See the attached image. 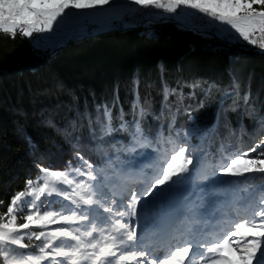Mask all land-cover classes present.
I'll list each match as a JSON object with an SVG mask.
<instances>
[{
  "label": "snow or ice",
  "instance_id": "obj_1",
  "mask_svg": "<svg viewBox=\"0 0 264 264\" xmlns=\"http://www.w3.org/2000/svg\"><path fill=\"white\" fill-rule=\"evenodd\" d=\"M109 3L110 0H0V34L9 35L12 39L17 34L33 38L35 51L40 44L34 34L50 33L54 25L80 20L71 10L103 8ZM124 8L126 15L139 14L149 23L173 19L208 38L215 37L227 43L242 39L264 49V0H127ZM145 8L163 11H142ZM178 9L195 12L181 11L177 14ZM114 18L122 19L121 16ZM83 33V24L73 31V35ZM140 86L139 79L131 81L132 101L127 113L119 103L118 93L111 100L94 103L95 115L87 108L81 111L73 96L76 119L81 123L87 122L93 150L102 153L100 163L94 165L85 160L81 150L77 151V158L82 161L83 167L72 168L71 162L63 170L40 167L41 175L35 181H26L28 191L14 194L6 213L0 217L5 221L0 223V258L3 264H43L45 261L51 264H204L205 260L207 264H264V186L252 189L256 192L259 208L251 218L242 217L227 231L215 228V224L219 223L216 219L218 203L211 198L218 189L207 191L199 186L191 187L192 176L201 166L213 169L209 173L212 184L220 186H228L232 182L219 177L241 178L253 173L264 174V158H260L264 157V151H257L264 147V139L247 151L234 149L223 153L215 165H202L199 147L190 143L192 137L199 139L198 133L201 132L191 106L184 109L190 120L189 128L183 130L184 144L175 142L172 132L167 136L161 131L153 135L145 126L146 117L152 114L151 105L146 98L142 100ZM145 87L150 85L145 84ZM189 87H199V84ZM211 87L208 85L209 89ZM231 87L235 90L238 84L234 81ZM63 88L62 82L54 85L57 91ZM48 91L45 90V93ZM161 91L164 101L169 95L177 94L176 89H170L166 83L162 84ZM242 99L247 106L248 97ZM47 119L51 124V118ZM174 125L173 119L169 129ZM261 129H264V116L256 119L253 131L256 133ZM180 134V130L175 132L177 138ZM72 135L79 142L74 131ZM114 136L119 138L107 145L104 143ZM162 144L171 145V152L161 151L157 145ZM108 148L112 155L106 150ZM146 149H151L156 155L154 162L148 166L152 175L139 181V189L113 192L112 199L105 206L98 192V185L103 184V177L98 175L104 170L102 165L129 179L137 175L132 171V161L142 157ZM252 153H256V157L249 158ZM140 174L143 175L142 169ZM181 189L187 191L177 204L174 197ZM244 192L251 194L247 189ZM44 196L61 197L69 206L61 207L60 211H41L40 202ZM26 198H31V203L25 210L22 201ZM205 198L215 207L209 210ZM244 199L242 196L241 200ZM54 204L55 201H50L45 207ZM96 205L108 214L103 227L98 226L89 215ZM244 206L247 207L246 204ZM21 211L29 214L24 217V223L18 224L16 213ZM232 211L238 214L237 207ZM173 218L180 224L187 223L189 227L186 232L172 237L175 244L170 243L167 252L145 245V233L154 224H166ZM84 224L90 227L82 231ZM34 227L42 230L37 233L31 230ZM138 228L142 229L139 237ZM94 233L97 235L94 236ZM24 239L41 241L42 246L24 244ZM66 240L72 243H64ZM33 247L37 254L23 251ZM16 249L22 251L17 253ZM194 252L200 253L198 259L193 258Z\"/></svg>",
  "mask_w": 264,
  "mask_h": 264
},
{
  "label": "trees",
  "instance_id": "obj_2",
  "mask_svg": "<svg viewBox=\"0 0 264 264\" xmlns=\"http://www.w3.org/2000/svg\"><path fill=\"white\" fill-rule=\"evenodd\" d=\"M80 40L64 47L66 42L61 51L48 57L33 51L26 38L0 34V217L14 194L27 191L26 181L41 175L40 167L63 170L69 162L72 168L83 167L77 158L81 150L85 160L100 163L102 153L93 150L87 122L76 119L73 96L81 111L87 108L95 115L94 103L111 100L118 93L127 113L132 101L131 81L139 79L140 96L151 105L146 128L153 135L172 132L174 141L181 145L186 142L183 130L190 126L184 109L191 106L201 132L200 138L192 137L190 143L199 147L202 165H215L223 153L247 151L264 139V129L253 131L256 119L264 116V53L247 48L207 49L201 36L170 22L162 23L154 36L129 30ZM234 81L238 84L235 90L231 87ZM56 82H62L63 90L54 89ZM164 83L177 91L167 101L161 91ZM194 83L199 87H189ZM244 96L248 97L247 106ZM173 119L175 125L169 129ZM177 130L181 131L178 138ZM157 147L169 152L172 146ZM106 150L112 155L110 148ZM257 151H264V147ZM256 155L252 153L250 158ZM102 167L103 171L108 169ZM209 171L211 167L197 168L192 183L204 181ZM222 180L232 183L212 185L207 190L218 189L212 197L218 201L224 196L235 201L243 196L245 203V189L252 193L253 188L264 186V174Z\"/></svg>",
  "mask_w": 264,
  "mask_h": 264
},
{
  "label": "rangeland",
  "instance_id": "obj_3",
  "mask_svg": "<svg viewBox=\"0 0 264 264\" xmlns=\"http://www.w3.org/2000/svg\"><path fill=\"white\" fill-rule=\"evenodd\" d=\"M126 2L127 0H110V3L108 5L103 6V8L88 9V10H71L74 11L78 17H80V20L79 21L68 20L62 25H54L53 31L50 33L38 34L37 38L39 40L40 48L36 49L35 51L39 52L43 56L48 55L49 57L52 52H54L61 46H64L66 42L74 41V40L77 41L84 38L87 32L86 29L87 22L98 23L100 25L99 32L103 33L109 31L113 23L117 20L114 17L116 16L122 17L125 14L124 6L126 5ZM129 7H136V6L129 5ZM181 11H187L191 13L195 12V10H191V9H187V10L178 9L177 14H179ZM81 24L84 25V33L80 35H73V31L79 29ZM228 44H231L232 46L229 49L235 51L236 50L241 51L243 48H247L253 51L259 49L258 46L251 45L247 41H243L242 39H240L237 42L228 43ZM30 45L32 46L33 49V44ZM50 46H54V47H50ZM257 52L259 51L257 50ZM170 152L171 151H169V153ZM155 157L156 155L151 149L144 150V155L142 157L136 158L132 161L133 164L132 171L137 173V175L129 179H125V176L123 174L119 172H114V170L111 168H108L106 171L98 173V175L103 177V184L98 185L99 198L101 199V202L105 204V206H107V202L112 199L113 192L120 193L126 189H131V188L139 189V187L141 186L139 181L144 179L145 177H150L152 175V169L149 168L148 166L154 162ZM141 169L143 170V175L140 174ZM224 178H233V177H226V176L219 177V179H224ZM211 180L212 178L208 176V179H205L204 181L199 180L194 184L191 182V187L195 188L199 186L200 188L209 190L213 185ZM186 191L187 189H181L177 191L174 197L177 204L181 202L182 197L185 195ZM105 196H107V200H105ZM246 196L247 199L245 203H243L241 199L235 201V198H231V197L228 198L225 196L222 197V199L219 201L218 199L216 200L211 198V200H215L217 203L218 202L220 203L216 216V219L219 221V223L215 224L216 230L227 231L231 228V225L233 223L238 222L239 219H241L242 217L251 218L252 214L258 209V201L255 199L256 192H252L250 195L247 194ZM50 201H55L54 207L53 206L45 207L46 205L49 204ZM205 202L209 204V210L215 207L214 205L211 204V201L209 199H207V201ZM30 203H31V198L24 199L22 201L23 208L26 210ZM56 204H59V206ZM245 204L247 205V207L244 206ZM68 206H69L68 202L58 196H53V197L44 196L42 197L40 202L41 211L44 210L60 211L61 207L67 208ZM234 207H237L238 214L232 211ZM163 208L164 206L161 205V210H163ZM28 214L29 213L27 211H21L16 213L18 217L17 223L18 224L24 223L25 222L24 217ZM65 214H69V213L65 211ZM89 215L90 218L92 220H95L98 226L101 227L104 226L105 219L108 216V214L102 211L99 205L93 206V210L89 213ZM50 227H55V226H50ZM89 227H90L89 224H84L81 226L82 231L88 230ZM188 227L189 225L187 223L180 224L175 218L171 219L166 224H159V223L154 224L152 229L145 233L144 243L145 245H150L161 251L167 252L169 250V244L170 243L173 245L175 244V239H172V237L178 236L180 232H186ZM31 230L38 233L42 229L38 227H34ZM45 230L46 231L50 230V228ZM137 232L139 237L142 232V229L138 228ZM95 235L97 234L94 233V236ZM23 243L29 245L42 246V242L37 241L35 239L31 241H29L28 239H24ZM64 243L70 244L72 242L66 240L64 241ZM172 250H174V248H172ZM262 250H264V247H262ZM15 251L19 253L22 250L16 249ZM23 251L25 253L32 252L33 254H37L36 248L34 247ZM199 255H200L199 252H194L193 258L198 259ZM43 264H51V262L45 261L43 262ZM204 264H207V260H205Z\"/></svg>",
  "mask_w": 264,
  "mask_h": 264
},
{
  "label": "built area",
  "instance_id": "obj_4",
  "mask_svg": "<svg viewBox=\"0 0 264 264\" xmlns=\"http://www.w3.org/2000/svg\"><path fill=\"white\" fill-rule=\"evenodd\" d=\"M142 11H145V12H147V11L162 12L163 10L145 8V9H142ZM169 15H172V14H169ZM168 20H173V19H160V20H154L151 23H149L147 18H145L139 14L132 15V16L124 14L122 16V19H117L113 23V25L109 31H118V28H122V27L141 26L143 32H153V33L158 34V32L160 30V25L162 23H164L165 21H168ZM86 29H87V32H86L85 36L89 33H102V32H99L100 31L99 30L100 25L98 23L87 22L86 23ZM93 29H95V31H93ZM194 33L203 38L205 46L215 45V50L219 49L220 46H222V45H229L230 47H232L231 44H228L224 40H220V39H217L215 37H211V38L205 37V36L201 35L200 32H198V31H195ZM257 35L259 36V34H257ZM16 36L17 37H23L19 34H17ZM37 36H38V34H34V38H37ZM23 38H26V37H23ZM26 39L28 40V42L30 44H32L33 38H26Z\"/></svg>",
  "mask_w": 264,
  "mask_h": 264
},
{
  "label": "bare ground",
  "instance_id": "obj_5",
  "mask_svg": "<svg viewBox=\"0 0 264 264\" xmlns=\"http://www.w3.org/2000/svg\"><path fill=\"white\" fill-rule=\"evenodd\" d=\"M137 7V6H136ZM129 30H136L137 32H139L140 34H146L148 36H154V35H157L156 33H153V32H143L141 26H131V27H122V28H118V31H106V32H103V33H89L87 34L85 37H88V38H94V37H97L98 35H102V34H110L112 36H115V35H118V34H122V33H125ZM207 49H211V50H215V45H207L205 46ZM230 48L229 45H222L220 46V48Z\"/></svg>",
  "mask_w": 264,
  "mask_h": 264
},
{
  "label": "water",
  "instance_id": "obj_6",
  "mask_svg": "<svg viewBox=\"0 0 264 264\" xmlns=\"http://www.w3.org/2000/svg\"><path fill=\"white\" fill-rule=\"evenodd\" d=\"M165 22L173 23L174 25H176L177 27H179V28H181V29H183V30H188V31L195 32L191 27H183V26H181V25H180V22H178V21H175V20H168V21H165ZM85 39H88V37H84V38H82L80 41H83V40H85ZM73 42H77V41H76V40H74V41H69L64 47L70 45V44L73 43ZM62 49H63V47H62V48H58L57 50H55L54 52H52V53L50 54L49 57H51L55 52L61 51ZM257 50H258L259 52H263V53H264V49L259 48V49H257ZM257 50H256V51H257Z\"/></svg>",
  "mask_w": 264,
  "mask_h": 264
}]
</instances>
